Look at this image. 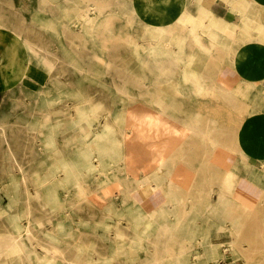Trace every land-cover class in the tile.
Listing matches in <instances>:
<instances>
[{
    "label": "rangeland",
    "instance_id": "374dc122",
    "mask_svg": "<svg viewBox=\"0 0 264 264\" xmlns=\"http://www.w3.org/2000/svg\"><path fill=\"white\" fill-rule=\"evenodd\" d=\"M37 2L40 26L33 22V13L23 14L13 2L9 3L8 25L53 52L52 65L48 71L41 69L40 81L18 86L28 63L26 44H15L13 38L7 39V44L0 43V78L4 83L0 80V238L18 237L23 225L29 224L34 251L28 257L31 248L26 252L4 249L0 264H264V253L255 251L257 245L264 248V220L257 226L256 214L242 210L238 204L183 196L147 212L133 201L132 190L123 207L118 199L127 189L120 188L127 177L123 167L128 166L124 161L127 146L137 152L127 154V161L138 165L144 162L143 148L153 149L149 136L156 142L159 135L171 129L184 130L171 122L149 132L150 109L129 106L151 100L153 93L148 90L169 85L175 78L165 76V70L182 67L185 54L208 51L200 44V37L215 44L222 39H249L256 32L263 35L264 28L255 27L256 14L248 12L243 17L244 28H240L239 20L230 28L214 24L205 28L193 20L157 28L139 21L130 0H34ZM18 5L31 6L32 0H20ZM86 9L94 22L84 26L81 34L64 32V22L81 30L80 16ZM104 20L109 21L108 36H96L93 28ZM114 39L120 44L113 49ZM10 84L16 85L6 89ZM172 112L176 118L184 113L181 109ZM162 119L166 121L167 116ZM103 123H108L111 130L104 131ZM18 164L27 177V186L19 181L17 190L7 192V184L19 177ZM62 187L65 189H59ZM241 217L248 220L241 221ZM119 218L125 237L118 241L111 227ZM19 221L22 227L17 229ZM158 227H162L159 236ZM52 245L64 252L65 259L52 252Z\"/></svg>",
    "mask_w": 264,
    "mask_h": 264
},
{
    "label": "crops",
    "instance_id": "0c3cea01",
    "mask_svg": "<svg viewBox=\"0 0 264 264\" xmlns=\"http://www.w3.org/2000/svg\"><path fill=\"white\" fill-rule=\"evenodd\" d=\"M12 2L23 14L33 13L32 20L38 26L40 6L34 0L28 7H19L20 0H0V43L7 44V39L13 38L15 44L24 45L21 36L5 30L12 28L8 25ZM130 4L139 21L157 28L190 19L205 28L213 24L230 28L239 20L244 28L242 20L248 12L256 14L255 27L264 28V0H130ZM199 39L208 51L185 54L182 67L165 70V76L175 78L169 85L148 90L155 93L151 100L129 106L163 111L184 130L171 129L154 142L153 149L143 148L141 173H127L126 185L120 188L132 190L133 201L147 212L183 196L225 199L254 212L258 226L264 220V37L256 32L249 39H222L215 44L205 37ZM40 74L36 75L39 79ZM185 77L197 79L188 81ZM206 77L210 80L205 81ZM175 109L183 110L185 117L176 118ZM130 152L137 153L127 146V154ZM244 219L248 220L241 217ZM255 251L264 253V248L257 245Z\"/></svg>",
    "mask_w": 264,
    "mask_h": 264
},
{
    "label": "bare ground",
    "instance_id": "6f19581e",
    "mask_svg": "<svg viewBox=\"0 0 264 264\" xmlns=\"http://www.w3.org/2000/svg\"><path fill=\"white\" fill-rule=\"evenodd\" d=\"M46 1V0H45ZM83 1V0H82ZM246 1V0H245ZM58 2V1H57ZM241 2V1H240ZM252 2V1H251ZM255 2V1H254ZM48 3V2H47ZM191 3V2H190ZM245 3H247V2H245ZM44 4H45V2H44ZM59 4V3H58ZM241 4H242V2H241ZM55 5V4H54ZM252 5V4H251ZM250 5V6H251ZM255 5V4H254ZM254 5H252V6H254ZM258 5V4H257ZM44 6V5H43ZM191 6V5H190ZM62 7H63V5H62ZM60 8V7H59ZM66 8V7H65ZM75 8H78V7H75ZM246 8V7H245ZM79 9V8H78ZM77 9V10H78ZM64 10V9H63ZM66 12V11H65ZM64 12V13H65ZM63 13V12H62ZM66 13H68V12H66ZM69 14H71V13H69ZM79 14V13H78ZM65 16V15H64ZM63 16V17H64ZM66 17V16H65ZM71 17H73V16H71ZM194 17V16H193ZM69 18H67V20H68ZM71 19V18H70ZM80 19H82V21L79 23L80 24V29L81 30H78V28H72V27H70V26H67V24L64 22L63 23V30H64V32H66V30L67 31H71L72 33H76V34H81V33H83V31H84V26H86L87 24H89V23H93L94 21H92V19L93 18H91L89 15H88V13H87V9L86 10H83V13H82V15L80 16ZM190 20H192V19H190ZM53 21V20H52ZM79 22V21H78ZM96 22V21H95ZM261 22V21H260ZM37 23V22H36ZM39 24V23H38ZM40 25V24H39ZM89 26V25H88ZM251 26V25H250ZM258 27H259V25H257ZM42 27V26H41ZM44 27V26H43ZM49 28V27H48ZM62 28V27H61ZM151 28V27H150ZM153 28V27H152ZM261 28H263L262 26H261ZM108 29H109V21L108 20H104V21H102V22H100L98 25L96 24V26H95V28H93V33L96 35V36H99V35H101V36H104V37H106V36H108V33H109V31H108ZM157 28H155V30H156ZM10 30H12L13 32H15L16 34H18L19 36H21L22 38H23V40L25 41V44H26V50H27V53H28V63H27V67H26V69H25V72H24V75H23V77H22V79L17 83V85L19 86H26V85H30V84H32L33 82H39L40 81V79L39 78H37V76L36 75H38V74H40L41 73V69L42 70H46V71H48L49 69H50V67H51V61H50V57H51V55H53V52L49 49V48H45V47H42V46H40L39 45V43H37V42H35V41H32V40H29V39H27L24 35H23V33L20 31V30H14V29H11L10 28ZM88 30V29H87ZM158 30V29H157ZM161 30H163V29H161ZM226 30V29H225ZM231 30H232V28H231ZM261 30V29H260ZM61 31V30H60ZM148 31H149V29H148ZM164 32H165V30H163ZM48 32V31H47ZM150 32V31H149ZM153 32V31H152ZM155 32V31H154ZM157 32V31H156ZM159 32V31H158ZM166 32H168V31H166ZM225 32V31H224ZM229 32V31H228ZM231 32V31H230ZM229 32V33H230ZM235 32V31H234ZM147 33V32H146ZM161 33V32H160ZM152 34V33H151ZM182 34V33H181ZM59 35V34H58ZM162 35V34H161ZM171 35H172V33H171ZM174 35V34H173ZM261 35H262V33H261ZM243 36H245V35H243ZM154 37V36H153ZM164 37V36H163ZM168 37V36H167ZM237 37V36H236ZM239 37V36H238ZM263 37H264V33H263ZM148 38V37H147ZM160 39V38H159ZM166 39V38H165ZM164 39V40H165ZM237 39V38H236ZM241 39H242V37H241ZM240 39V40H241ZM61 40V39H60ZM59 40V41H60ZM168 40V39H167ZM170 40H171V38H170ZM169 40V41H170ZM238 40V39H237ZM240 40H239V42H240ZM246 40V39H245ZM244 40V41H245ZM56 41V40H55ZM147 41V40H146ZM149 41V40H148ZM154 41V40H153ZM145 42V41H144ZM156 42V41H155ZM158 42V41H157ZM163 42H165V41H163ZM242 42V41H241ZM168 43V42H167ZM119 44H120V42H119V40H117V39H114L112 42H111V48H117L118 46H119ZM61 46V45H60ZM227 46V45H226ZM226 46H225V48H226ZM232 47V46H231ZM234 47V46H233ZM227 48H229V47H227ZM66 49V48H65ZM65 49H63V50H65ZM124 49V48H123ZM173 49H174V47H173ZM67 50V49H66ZM226 50V49H225ZM256 50V49H255ZM102 52L103 51H101V54H102ZM106 53V52H105ZM66 54H67V52H66ZM103 55H101V57H102ZM107 59V58H106ZM197 59V58H196ZM109 62V61H108ZM80 63V62H79ZM172 64H173V62H172ZM175 64V63H174ZM88 65V64H87ZM111 65H112V63H111ZM110 65V66H111ZM211 65V64H210ZM113 66V65H112ZM54 67V66H53ZM82 67V66H81ZM168 67V66H167ZM220 67V66H219ZM55 68V67H54ZM86 68V67H85ZM169 68V67H168ZM176 68V67H175ZM174 68V69H175ZM173 69V68H172ZM110 70V69H109ZM84 71V70H83ZM45 72V71H44ZM218 72H220V71H218ZM87 74V73H86ZM173 74V73H172ZM208 74V73H207ZM219 74V73H218ZM174 75V74H173ZM176 75V74H175ZM174 75V76H175ZM178 75V74H177ZM50 76V75H49ZM87 77V76H86ZM176 77V76H175ZM218 77V76H217ZM59 78V77H58ZM87 79V78H86ZM63 80V79H62ZM82 80V79H81ZM207 80H210V79H207V77H206V80L205 81H207ZM178 81V80H177ZM215 81V80H214ZM140 82V81H139ZM146 82V81H145ZM144 82V83H145ZM46 83V82H45ZM59 83V82H58ZM208 83V82H207ZM83 84V83H82ZM205 84H206V82H205ZM213 84V83H212ZM14 85H16V84H10V85H7L5 88L6 89H9V88H11V87H13ZM63 85V84H62ZM139 85V84H138ZM152 85V84H151ZM209 85H210V83H209ZM79 86V85H78ZM154 86V85H153ZM117 87V86H116ZM119 87V86H118ZM58 88V87H57ZM64 88V87H63ZM120 88V87H119ZM151 88V87H150ZM154 88V87H153ZM156 88V87H155ZM154 88V89H155ZM60 89V88H59ZM67 89H70V88H68L67 87ZM121 89V88H120ZM120 89H118V90H120ZM140 89H142L141 87H140ZM157 89V88H156ZM212 89H213V87H212ZM216 89H217V87H216ZM12 90V89H11ZM62 90V89H61ZM66 90V89H65ZM64 90V93L66 92ZM116 90V89H115ZM59 91V90H58ZM217 91V90H216ZM221 92L223 91V90H220ZM225 91H226V89H225ZM15 92H16V90H15ZM14 92V93H15ZM141 92H142V90H141ZM164 92H166V91H164ZM218 92H219V90H218ZM220 92V94H222ZM59 93V92H58ZM80 93V92H79ZM78 93V94H79ZM118 93H120V92H118ZM124 93V92H123ZM122 93V94H123ZM146 93H147V91H146ZM161 93H162V91H161ZM42 94V93H41ZM151 94V93H150ZM153 94H155V93H153ZM164 94H166V93H164ZM15 95H16V93H15ZM64 95H66V94H64ZM75 95H76V92H75ZM82 95V94H81ZM148 95V94H147ZM227 95V94H226ZM240 95V94H239ZM63 96V95H62ZM163 96V95H162ZM5 97V96H4ZM37 98H38V96H36ZM45 97V96H44ZM61 97V96H60ZM159 97V96H158ZM165 97V96H164ZM9 98V97H8ZM32 98V97H31ZM65 98H67V97H65ZM84 98V97H83ZM69 99V98H68ZM67 99V100H68ZM90 99V98H89ZM162 99V98H161ZM62 100H64V98L62 99ZM4 101V100H3ZM28 101V100H27ZM78 101H80V100H78ZM88 101V100H87ZM171 101H173V100H171ZM171 101H169V102H171ZM5 102V101H4ZM11 102V101H10ZM29 102V101H28ZM52 102H54V101H52ZM84 102H85V100H84ZM154 102H155V100H154ZM153 102V103H154ZM164 102V101H163ZM3 103V102H2ZM7 103V102H6ZM12 103V102H11ZM80 103V102H79ZM78 103V104H79ZM8 104V103H7ZM38 104V103H37ZM41 104V103H40ZM173 104V103H172ZM2 105V104H1ZM90 105H92V104H90ZM90 105H88V108H89V106ZM177 105V104H176ZM39 107H40V105H38ZM37 106V107H38ZM77 106V105H76ZM2 107V106H1ZM73 107H75V106H73ZM90 107H92V106H90ZM94 107V106H93ZM165 107V106H164ZM177 107V106H176ZM176 107H174V108H176ZM18 108V107H17ZM90 109V108H89ZM16 110V109H15ZM14 110V111H15ZM10 112V111H9ZM8 112V113H9ZM167 112V111H166ZM4 113V112H3ZM148 113H149V118L147 119V124H148V130H149V132H152V131H154V127H156V126H159V125H161L162 123H164V124H170L171 122H177V120L175 121V120H173V119H169L168 117H167V120L166 121H164L163 119V121L161 120V117L162 116H167L165 113H163V111H155V110H152V109H150L149 111H148ZM80 114H81V112H80ZM4 115V114H3ZM77 115V114H76ZM89 115V114H88ZM181 115V114H180ZM5 116H6V114H5ZM92 116V115H91ZM184 116V115H183ZM33 117H34V115H33ZM89 117H90V115H89ZM95 117V116H94ZM185 117V116H184ZM196 117V116H195ZM194 117V118H195ZM72 118V117H71ZM77 119H78V116L76 117ZM92 118V117H91ZM99 118V117H98ZM171 118H173V117H171ZM41 119V118H40ZM49 119V118H48ZM75 119V118H74ZM73 119V120H74ZM76 119V120H77ZM80 119V118H79ZM88 119H90V118H88ZM94 119V118H93ZM197 119V118H196ZM107 120V119H106ZM42 121V120H41ZM51 121V120H50ZM95 121V120H94ZM194 121V120H193ZM197 121V120H196ZM38 122V121H37ZM107 122V121H106ZM47 123V122H46ZM45 123V124H46ZM49 123V122H48ZM74 123V122H73ZM98 123V122H97ZM100 123V122H99ZM179 123V122H178ZM196 123V122H195ZM54 124V123H53ZM52 124V125H53ZM104 124V123H103ZM181 124H183V122L181 123ZM71 125H72V122H71ZM187 125V124H186ZM185 125V126H186ZM188 125H190V124H188ZM196 125V124H195ZM194 125V126H195ZM214 125V124H213ZM40 126V125H39ZM43 126H45V125H43ZM42 126V127H43ZM77 126V125H76ZM4 127V126H3ZM30 127H32L31 125H30ZM63 127V126H62ZM37 128V127H36ZM70 128V127H69ZM2 129V128H1ZM96 129V128H95ZM158 129V128H157ZM189 129V128H188ZM191 129V128H190ZM199 129V128H198ZM72 130V129H71ZM108 130H111V127L108 125V123H105L104 124V131H108ZM165 130H166V128H165ZM195 130V129H194ZM145 131V130H144ZM200 131V130H199ZM199 131H197V132H199ZM213 131V130H212ZM201 132V131H200ZM35 133V132H34ZM192 134H194L193 133V131L191 132ZM190 133V134H191ZM211 133V132H210ZM189 134V135H190ZM43 135V134H42ZM164 135H166V133H162L161 135H159L157 138H158V140L159 139H161ZM211 135V134H210ZM185 136V135H184ZM188 136V135H187ZM118 138V137H117ZM123 138V137H122ZM186 138V137H185ZM155 138L154 137H152V136H149V141H150V145H151V147L152 146H154V142L152 141V140H154ZM56 140H57V138H56ZM56 140H54V141H56ZM124 140H125V143L124 144H126L127 145V140H126V138H124ZM44 141V140H43ZM184 141H185V139H184ZM45 142V141H44ZM48 142V141H47ZM124 142V141H123ZM213 143H214V141H212ZM38 143V142H37ZM212 143V144H213ZM50 145V144H49ZM57 145V144H56ZM214 145V144H213ZM47 146H48V143H47ZM47 146H45V147H47ZM52 146V145H51ZM125 146V145H124ZM8 148L10 149V151L12 152V148H11V144L8 142ZM58 148V147H57ZM39 149H40V147H39ZM57 152V151H56ZM44 154V153H43ZM47 156V155H46ZM44 158V157H43ZM66 159V158H65ZM48 160V159H47ZM53 160V159H52ZM67 160V159H66ZM123 159H121V161H122ZM55 161V160H54ZM124 161H126L125 162V164L127 163V165L128 166H123L124 167V171L126 172V173H132L134 176H138V174H139V172L141 171V169H143V166H142V163L141 164H135L133 161H127V154L125 155V157H124ZM44 162V161H43ZM67 162V161H66ZM108 162H110V161H108ZM107 162V163H108ZM120 162V161H119ZM118 162V163H119ZM164 162V161H163ZM163 162H160V163H163ZM56 163V162H55ZM116 163V162H115ZM50 164V163H49ZM122 164V163H121ZM53 165V164H52ZM69 165V164H68ZM111 165H113V164H111ZM116 165H118V164H116ZM161 165V164H160ZM159 165V166H160ZM56 166V165H55ZM151 166V165H150ZM18 167H19V171H20V173H18L19 174V180H18V178H17V180H13V178L11 179V182H9L8 184H7V186H6V190H7V192L9 191V192H11V191H15V190H17L18 189V182L20 181L21 183H23L25 186H27V177H26V175H25V173H24V171L22 170V167H21V165H19L18 164ZM41 167V166H40ZM98 167V166H97ZM111 167V166H110ZM120 167H122V166H120ZM128 167H129V170H127L128 169ZM41 168H44V167H41ZM56 168V167H55ZM90 168H92L93 169V167H90ZM94 168H95V166H94ZM49 169V168H48ZM108 169V168H107ZM111 169V168H110ZM122 169V168H121ZM131 169V170H130ZM148 169V168H147ZM146 169V170H147ZM46 170H47V168H46ZM60 170V169H59ZM9 171H10V169H9ZM42 171V170H41ZM52 171H54V169L52 170ZM69 171V170H68ZM49 172V171H48ZM60 172V171H59ZM62 172H64V171H62ZM44 173V172H43ZM53 173V172H52ZM74 173V172H73ZM141 173V172H140ZM152 173V172H151ZM11 174V173H10ZM54 174H55V172H54ZM36 175V174H35ZM39 175V174H38ZM49 175V174H48ZM82 175V174H81ZM148 175H150V174H148ZM54 176H56V175H54ZM37 177V176H36ZM47 177V176H46ZM86 177V176H85ZM34 178V177H33ZM84 178V177H83ZM127 178V177H126ZM129 178V177H128ZM35 179V178H34ZM38 179V178H37ZM77 179V178H76ZM142 179V178H141ZM148 179V178H147ZM150 179V178H149ZM41 180H42V178H41ZM59 180V179H58ZM63 180V179H62ZM69 181V180H68ZM88 181V180H87ZM136 181V180H135ZM150 181V180H149ZM60 182V181H59ZM77 182H78V180H77ZM84 182V181H83ZM142 182V181H141ZM79 183V182H78ZM132 183V182H131ZM1 184V183H0ZM40 184H41V182H40ZM39 184V185H40ZM43 184V183H42ZM46 184H48L47 182H46ZM45 184V185H46ZM129 184H130V182H129ZM139 183H137L136 185H138ZM44 185V184H43ZM42 185V186H43ZM76 185H77V183H76ZM81 185V184H80ZM83 185V184H82ZM125 185V184H124ZM128 185V184H127ZM145 185V184H144ZM141 186V185H140ZM143 186V185H142ZM150 186H151V184H150ZM63 187H64V182H63ZM59 188V189H65V188ZM126 188V187H125ZM128 188V187H127ZM142 188V187H141ZM42 189H44V188H42ZM47 189H48V187H47ZM68 189V188H67ZM72 189V188H71ZM40 190V189H39ZM50 191V190H49ZM129 190L128 189H125V190H123V191H121L120 192V195H118L119 196V203H120V205L123 207V205H124V203L126 202V200L128 199V197L130 196V194H129V192H128ZM138 191V190H137ZM6 192V191H5ZM20 192V191H19ZM28 192V191H27ZM66 192H67V190H66ZM135 192V191H134ZM33 193V192H32ZM119 193V192H118ZM8 194H10V193H8ZM20 194V193H19ZM62 194H63V192H62ZM77 194V193H76ZM133 194V193H132ZM131 194V195H132ZM32 195V194H31ZM30 195V196H31ZM46 195V194H45ZM44 195V196H45ZM73 195V194H72ZM11 196V195H10ZM29 195H27V197H28ZM35 196V195H34ZM49 196V195H48ZM87 196V195H86ZM66 197V196H65ZM72 197V196H71ZM13 198H14V200L15 201H17V199L18 198H15V196H13ZM12 198V199H13ZM33 198V197H32ZM70 198V197H69ZM130 198V197H129ZM131 198H133V197H131ZM24 199V198H23ZM36 199V198H35ZM66 199V198H65ZM117 199V198H116ZM10 200V199H9ZM41 200V199H40ZM39 200V201H40ZM129 200H131V199H129ZM29 202V201H28ZM13 204H14V202H12L11 201V203H10V206L11 207H13ZM16 204H17V202H16ZM19 204V203H18ZM48 204V203H47ZM27 205L29 206V203H27ZM168 205V204H167ZM23 207V206H22ZM48 207V206H47ZM60 207V206H59ZM54 209V208H53ZM29 210V209H28ZM58 210V209H57ZM20 211V210H19ZM24 211V210H23ZM62 211V210H61ZM60 211V212H61ZM13 212V211H12ZM28 212V211H27ZM31 212V211H30ZM23 213V212H22ZM26 213V212H25ZM245 213V212H244ZM16 215V214H15ZM27 215V214H26ZM31 215V214H30ZM114 215V214H113ZM118 215V214H117ZM8 216V215H7ZM119 216V215H118ZM256 216V215H255ZM9 217V216H8ZM14 217V216H13ZM21 217V216H20ZM24 217H25V214H24ZM29 217V216H28ZM109 218H111L110 216H108ZM125 217V216H124ZM251 218V217H250ZM27 219V218H26ZM122 218H119V219H117V222H115V224H113L112 223V227H111V230L113 231V234H114V238L115 239H118V238H123L124 239V237H125V233H124V230L120 227V221H121V223H122V220H121ZM26 221V220H25ZM29 221V220H28ZM27 222V221H26ZM49 222V221H48ZM80 222H81V220H80ZM84 222V221H83ZM27 223H29V222H27ZM38 223V222H37ZM82 223V222H81ZM89 223V222H88ZM101 223V222H100ZM104 223V222H103ZM105 224V223H104ZM111 224V223H110ZM109 224V225H110ZM126 224V223H125ZM57 225V224H56ZM55 225V226H56ZM131 225V224H130ZM35 226V225H34ZM58 226V225H57ZM15 227L17 228V229H20L21 227H22V223H21V221H19V223L17 222V225L15 224ZM125 227H127V226H125ZM12 228V227H11ZM23 231L18 235V237H15V238H12L11 239V237L10 238H6L7 236H5V237H1L0 238V253H1V251L2 250H4V249H11V250H16V249H18V250H22V251H24V252H26V250H29L28 248H31V250H29L30 252H29V254H27V256L29 257L30 256V254H31V251H34L33 250V242H32V235H31V228H30V225L29 224H25V225H23ZM44 228V227H43ZM82 228V227H81ZM159 228V227H158ZM96 229V228H95ZM94 229V230H95ZM133 231H134V229L133 228H131ZM77 230H78V228H77ZM91 230V229H90ZM131 231V230H130ZM161 232H162V227H160L159 229H158V231L156 232V235H161ZM74 233V232H73ZM78 233V232H77ZM98 234V233H97ZM73 235V234H72ZM71 235V236H72ZM111 235V234H110ZM75 236V235H74ZM46 237V236H45ZM76 237V236H75ZM47 238V237H46ZM72 238V237H71ZM74 239V238H73ZM34 240V239H33ZM50 240V239H49ZM71 240V239H70ZM129 240V239H128ZM118 241H119V239H118ZM132 241V240H131ZM130 241V242H131ZM61 242V241H60ZM53 243V242H52ZM115 243V242H114ZM121 243V242H120ZM36 244V243H35ZM213 244V243H212ZM91 245V244H90ZM89 245V246H90ZM129 246V245H128ZM39 247V246H38ZM75 247H77V246H75ZM35 248V247H34ZM126 248H128V247H126ZM46 250L45 251H49V249L48 248H45ZM52 249H53V253H59L61 256L60 257H63L64 259H65V256H64V252L63 251H61L57 246H55V245H52ZM90 250V249H89ZM89 250H87V253H89L88 251ZM126 250V249H125ZM8 251V250H7ZM44 251V252H45ZM118 251V250H117ZM226 251V250H225ZM38 252V251H37ZM51 252V253H52ZM4 253H5V251H4ZM11 253H13V252H11ZM49 253H50V251H49ZM120 253V252H119ZM7 254H9V253H7ZM15 254V253H14ZM34 254H36V253H34ZM84 254V253H83ZM126 254V253H125ZM17 255H18V253H17ZM22 255H23V253H22ZM32 255V254H31ZM86 255V254H85ZM88 255H90V254H88ZM87 255V256H88ZM93 255V254H92ZM122 255V254H121ZM2 256H3V254H2ZM6 256L7 255H5V258H6ZM13 256V255H12ZM15 256V255H14ZM45 256H47V255H45ZM1 257V256H0ZM90 258H91V255L89 256ZM93 257V256H92ZM195 257V256H194ZM1 258H3V257H1ZM9 258V257H8ZM37 258V257H36ZM88 258V257H87ZM87 258H85V259H87ZM102 258V257H101ZM38 259V258H37ZM42 259H43V257H42ZM55 259H57L56 257H55ZM99 259V258H98ZM1 260V259H0ZM46 259H44V261H45ZM48 260V259H47ZM54 260V259H53ZM185 260V262L187 263V261H186V259H184ZM194 260V259H193ZM196 260V259H195ZM89 261V260H88ZM7 262V261H6ZM23 262V261H22ZM40 262V261H39ZM198 262V261H197ZM41 263H43V262H41ZM45 263V262H44ZM68 263V262H67ZM224 263V262H223ZM22 264H34V263H32L31 261H29V262H26V263H22ZM45 264H47V263H45Z\"/></svg>",
    "mask_w": 264,
    "mask_h": 264
},
{
    "label": "built area",
    "instance_id": "2783aa9c",
    "mask_svg": "<svg viewBox=\"0 0 264 264\" xmlns=\"http://www.w3.org/2000/svg\"><path fill=\"white\" fill-rule=\"evenodd\" d=\"M262 166L264 167V164H262Z\"/></svg>",
    "mask_w": 264,
    "mask_h": 264
}]
</instances>
